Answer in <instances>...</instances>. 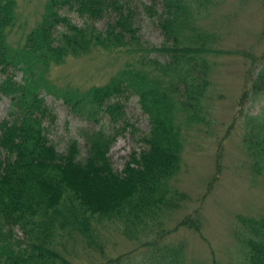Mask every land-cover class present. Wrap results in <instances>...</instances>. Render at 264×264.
<instances>
[{
	"label": "trees",
	"instance_id": "1",
	"mask_svg": "<svg viewBox=\"0 0 264 264\" xmlns=\"http://www.w3.org/2000/svg\"><path fill=\"white\" fill-rule=\"evenodd\" d=\"M207 1L45 0L23 43L13 46L9 33L18 17L17 0H0V94L10 100L0 119V264H73L68 257L75 248L104 256L106 223L121 226L127 239L155 236L140 244L148 250L138 262H128L130 254L124 252L92 264H188L182 243L154 247L171 231L161 227L163 219L188 199L172 183L182 164L183 129L207 122L211 48L218 38L197 22ZM139 11L156 19L163 33L160 45L141 40ZM69 12L83 23L74 22ZM101 19L105 23L99 28L95 22ZM94 47L122 51L131 60L106 82L85 89L50 81L53 64ZM152 51L163 61L151 57ZM251 60L255 65L253 55ZM245 86L241 104L264 94V64L247 69ZM43 90L98 126L81 131L84 153L77 138H69L63 149L50 139L56 113ZM132 96L149 128L138 137L142 146L115 170L109 149L125 129L119 123L131 125L126 105ZM105 117L112 130L100 124ZM242 127L251 171L264 182V107L261 113H245ZM191 215L173 230L186 226L201 234L198 211ZM236 216L237 264H264V210Z\"/></svg>",
	"mask_w": 264,
	"mask_h": 264
},
{
	"label": "rangeland",
	"instance_id": "2",
	"mask_svg": "<svg viewBox=\"0 0 264 264\" xmlns=\"http://www.w3.org/2000/svg\"><path fill=\"white\" fill-rule=\"evenodd\" d=\"M44 2L17 0L18 17L9 33L13 46L23 43L24 35L39 20ZM68 14L74 22L83 23L84 19L76 12ZM197 22L203 30L218 36L211 48L214 50L211 53L215 54L210 59L214 66L208 72L211 86L205 99L207 122L183 129L182 164L172 183L186 193L188 199L163 219L161 227L171 231L160 238L154 248L182 243L188 264H237L241 253L232 234L239 226L236 215H257L264 210V182L252 173L241 142L243 115L261 113L264 107V94L250 96L241 104L247 69L264 64V0H208ZM95 23L99 28L103 27L105 19ZM137 25L146 45L161 44L162 29L154 17L139 11ZM149 53L163 61L156 52ZM252 55L257 59L255 65L251 64ZM128 59L131 60L122 51L94 47L87 54L69 56L63 62L53 64L48 78L58 87L85 89L106 82ZM21 75L18 71L15 77L19 79ZM42 94L56 113V120L49 130L52 142L58 149H63L69 138H77L83 152L81 131L98 126L71 112L61 98L45 90ZM9 103V98L0 94V119L7 115ZM126 116L131 125L119 123L118 126H125V129L120 131L109 149L115 170H121L130 152L142 146L138 137L149 128L148 117L140 110L135 96L126 105ZM105 119L100 124L106 130H112ZM194 211L199 213L201 234L193 227L181 226L173 230L184 216H193ZM103 225L104 256L128 252V262L141 260L148 247L140 244L155 236L153 232L131 240L122 234L118 224ZM16 234L20 236L21 232L17 230ZM104 256L75 248L68 258L73 264H92Z\"/></svg>",
	"mask_w": 264,
	"mask_h": 264
}]
</instances>
